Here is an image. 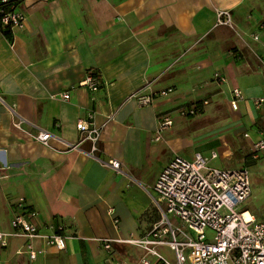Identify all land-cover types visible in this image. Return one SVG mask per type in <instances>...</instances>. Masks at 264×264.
Listing matches in <instances>:
<instances>
[{
    "label": "crops",
    "instance_id": "crops-1",
    "mask_svg": "<svg viewBox=\"0 0 264 264\" xmlns=\"http://www.w3.org/2000/svg\"><path fill=\"white\" fill-rule=\"evenodd\" d=\"M23 2L24 26L0 31V229L11 231V203L22 197L37 210L41 234L48 223L63 222L65 247L58 251L35 237L34 246L45 253L31 260L16 251L26 239L10 236L0 244V262L106 264L102 239L140 236L160 218L151 194L166 162L175 155L190 159L200 152L195 143L206 138L226 144L228 133L242 134L250 149V140L264 132V116L252 104L264 96V67L252 55L257 45L251 38L264 25V0ZM217 9L231 11L233 28L216 24ZM217 72L224 77L221 84L211 81ZM89 74L100 77L98 90L78 87ZM202 82L204 87L191 91ZM235 87L245 100L231 109ZM167 88L173 92L153 104L142 106L133 96ZM66 91L70 96L62 99ZM204 97L209 104L198 115L223 99L228 125L219 133L203 130L198 138L188 137L197 131L190 127L196 118L176 109ZM12 103L25 119L76 145L31 139L34 127L13 125ZM167 111L174 124L155 141L158 114ZM88 115L101 131L100 160L86 154L91 141L81 139L76 128ZM229 155L227 150L224 156ZM108 159L120 160L121 171ZM115 248L133 263L142 253L122 243Z\"/></svg>",
    "mask_w": 264,
    "mask_h": 264
},
{
    "label": "built area",
    "instance_id": "built-area-1",
    "mask_svg": "<svg viewBox=\"0 0 264 264\" xmlns=\"http://www.w3.org/2000/svg\"><path fill=\"white\" fill-rule=\"evenodd\" d=\"M23 0H0V31L10 32L13 28H22L27 16L22 11ZM216 24L234 27L232 14L227 9H217ZM263 28L260 25L259 30ZM259 30L251 34V38L259 40ZM224 77L215 73L211 81L221 84ZM100 77L87 75L85 80L78 83V87L88 86L91 90L99 89ZM202 82L191 88L192 92L204 87ZM173 92V88L153 94L138 90L133 96L140 105L155 103L159 98H166ZM68 99L70 92L59 95ZM2 100V98H1ZM245 100L240 88H233L230 93V107L236 109L238 103ZM209 104L204 97L197 102H190L187 106L176 109L182 117L201 114ZM252 104L261 116H264V96L254 97ZM14 115L13 125L23 128L30 125L35 131L29 132L31 139L49 145V140L58 138L66 146H75L63 141L48 130L39 128L29 119L22 117L16 110V105H10ZM175 117L167 112L158 114L154 140L161 139L164 130L173 126ZM81 139L91 141V149L87 151L90 157L99 159L96 152L101 131L88 115L76 123ZM244 137H250L244 134ZM248 159L259 160L264 153V132L256 139H251ZM217 154L211 151L207 156L195 152L190 159L175 155L166 162L154 184L153 203L159 213V219L148 229L147 233L129 235V237L102 239V248L106 253V264H264V220L242 206L251 195L250 170L246 164L230 167H214L208 161L216 159ZM107 164L115 171H121V161L108 159ZM12 205L11 231L0 229V244L6 245L10 236H21L26 241L17 248L18 253L26 254L31 260L43 256L45 250L35 247L33 239L42 237L45 246H52L61 251L65 247L64 224L50 222L48 232L41 234L35 221L38 212L26 206L25 199L19 197ZM113 222L117 227L118 219ZM127 244L141 249V255L130 262L115 248V244ZM1 264V262H0Z\"/></svg>",
    "mask_w": 264,
    "mask_h": 264
},
{
    "label": "rangeland",
    "instance_id": "rangeland-1",
    "mask_svg": "<svg viewBox=\"0 0 264 264\" xmlns=\"http://www.w3.org/2000/svg\"><path fill=\"white\" fill-rule=\"evenodd\" d=\"M260 20V22L264 24V17H260ZM252 42L257 45V47L253 49L255 50V54L253 53L252 55L258 63V67H264V30L260 35V39L257 41L252 40ZM209 110L211 111L203 117L198 114L195 115L196 120L192 122L190 127L197 129V131L193 132V134H189L188 137L193 136L194 138H198L204 131L208 130L209 133L210 130L213 131L214 129L213 132L219 133V131L222 132V129L228 125L226 124L228 122V112L226 111V105L223 99L217 100V102L209 107ZM260 126L264 129V120H262ZM226 136V144L219 138L217 141H215L216 139L206 138L204 139V143H202V141L195 143L197 146L196 149H198L204 157L207 156L208 152L211 150L216 152L218 158L209 160L208 165L210 166L230 168L242 164L248 166L251 179V195L242 207L248 208L249 211L257 214L259 220H264V153L262 158L252 161L248 159L249 146L247 142L244 141L242 134L229 135L228 133ZM227 150L230 151V155L224 156Z\"/></svg>",
    "mask_w": 264,
    "mask_h": 264
},
{
    "label": "trees",
    "instance_id": "trees-1",
    "mask_svg": "<svg viewBox=\"0 0 264 264\" xmlns=\"http://www.w3.org/2000/svg\"><path fill=\"white\" fill-rule=\"evenodd\" d=\"M3 32L8 33V31H3Z\"/></svg>",
    "mask_w": 264,
    "mask_h": 264
}]
</instances>
